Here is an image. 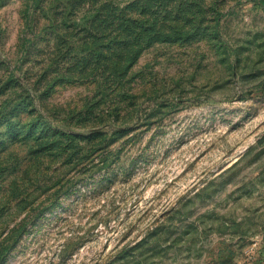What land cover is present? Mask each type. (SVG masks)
<instances>
[{"label": "rangeland", "instance_id": "374dc122", "mask_svg": "<svg viewBox=\"0 0 264 264\" xmlns=\"http://www.w3.org/2000/svg\"><path fill=\"white\" fill-rule=\"evenodd\" d=\"M0 264H264V0H0Z\"/></svg>", "mask_w": 264, "mask_h": 264}]
</instances>
